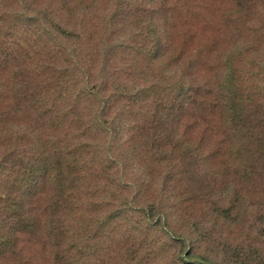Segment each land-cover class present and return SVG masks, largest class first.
Segmentation results:
<instances>
[{
    "label": "trees",
    "instance_id": "16d2710c",
    "mask_svg": "<svg viewBox=\"0 0 264 264\" xmlns=\"http://www.w3.org/2000/svg\"><path fill=\"white\" fill-rule=\"evenodd\" d=\"M0 264H264V0H0Z\"/></svg>",
    "mask_w": 264,
    "mask_h": 264
}]
</instances>
